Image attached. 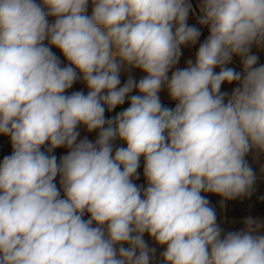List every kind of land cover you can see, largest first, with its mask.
I'll list each match as a JSON object with an SVG mask.
<instances>
[{
  "label": "clouds",
  "instance_id": "9594fccd",
  "mask_svg": "<svg viewBox=\"0 0 264 264\" xmlns=\"http://www.w3.org/2000/svg\"><path fill=\"white\" fill-rule=\"evenodd\" d=\"M190 11L189 0H0V134L12 147L0 162V264H153L145 234L163 264H264V224L225 233L204 195L252 194L264 0H201L209 35L172 71L201 36ZM131 69L145 75L121 85ZM77 81L86 94L68 92Z\"/></svg>",
  "mask_w": 264,
  "mask_h": 264
},
{
  "label": "crops",
  "instance_id": "0c3cea01",
  "mask_svg": "<svg viewBox=\"0 0 264 264\" xmlns=\"http://www.w3.org/2000/svg\"><path fill=\"white\" fill-rule=\"evenodd\" d=\"M192 5V11L189 13V18L187 23L190 26H196L201 31V36L199 41L195 45H188L182 48V56L180 58L179 63L173 68L174 71L176 68H184L187 66V61L192 60L195 61L196 52L199 48L200 43H202L207 36L209 35V29L207 26H201L198 23V18L200 16L199 5L201 0H189ZM89 14H91V4L89 5ZM50 22L54 18H49ZM53 51L60 57L61 61L66 64L67 61L64 60L63 55L59 52L58 49L53 48ZM251 53L258 56V64L257 66L264 64V47L257 48L253 46ZM229 67L235 68L237 71H242V64L240 57L234 56ZM145 75V73L141 72L139 69H131L122 71L121 73V85L126 82L129 76H132L135 80H139ZM171 76V72H169V77ZM232 87L235 85H225L223 90L227 92H231ZM83 90L85 94L87 93L86 86L77 81L72 89H69L68 92L80 91ZM132 94H137L133 92ZM161 101L164 105L174 107L175 102L171 101L167 90L164 89L160 93ZM129 106V102L126 100L125 104L122 106H118L113 112H106V117L111 118L115 116L118 112L122 111L124 108ZM80 137L78 139H83L87 137L91 141H95L97 133L92 132L89 133L84 127L79 128ZM115 146H121L119 141L115 142ZM68 150L66 148H58L54 150V154L57 156L58 160L61 156L66 154ZM12 152L10 138L8 136H4L0 134V162H2L5 156L10 155ZM249 165L253 168L256 174V181L252 189V194L250 196L238 197L234 200H227L222 202V198L214 195V194H204L210 201V205L215 209L217 213V223L221 226L224 232L229 231H239L244 227V220L251 217L255 220L264 224V155H257L254 152H250L246 157ZM139 179L135 181L138 185L146 186V179L143 175V159H141V167L138 169ZM57 186L59 187V177L56 179ZM63 194V193H62ZM87 215L85 219H87ZM261 234H264V228L261 229ZM145 241L149 245L150 248H155V255L153 258V264H163L161 260V253L164 248L157 245L154 240H152L147 234L144 236ZM126 246V245H125Z\"/></svg>",
  "mask_w": 264,
  "mask_h": 264
}]
</instances>
